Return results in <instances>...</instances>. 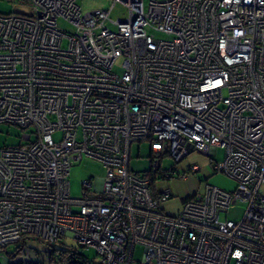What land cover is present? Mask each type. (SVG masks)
Segmentation results:
<instances>
[{"label": "built area", "instance_id": "obj_1", "mask_svg": "<svg viewBox=\"0 0 264 264\" xmlns=\"http://www.w3.org/2000/svg\"><path fill=\"white\" fill-rule=\"evenodd\" d=\"M21 2L0 13V124L32 131L0 147V264H51L42 246L66 236L98 264H264V0ZM144 141L150 175L129 167ZM191 153L236 187L204 183L167 214L163 159ZM85 158L105 177L72 197Z\"/></svg>", "mask_w": 264, "mask_h": 264}, {"label": "rangeland", "instance_id": "obj_2", "mask_svg": "<svg viewBox=\"0 0 264 264\" xmlns=\"http://www.w3.org/2000/svg\"><path fill=\"white\" fill-rule=\"evenodd\" d=\"M83 12H87L94 9H107L111 0H77ZM11 12H17L21 14H27L28 9L21 0H0V13L6 14ZM121 15V7L119 4L115 5L111 13L112 18H116ZM60 22V21H59ZM60 26L63 28H68V26L60 22ZM165 37L164 35H159ZM119 60L116 64L115 70L120 71ZM31 128L25 129L24 131L19 127L8 124H0V147L17 145L21 142V135L23 132L30 133ZM224 152L223 149L218 148L215 159L217 161L223 159ZM208 156L201 153H191L188 157L183 159L181 162L175 164L178 171L179 177H173L168 183L172 190L173 196L165 201L161 206L167 214H175L179 211L183 199L192 195V193L201 188L204 183L214 185L218 188L232 191L236 187V183L233 179L227 177L226 175L218 172L213 173L211 166L208 163ZM192 164H197L199 166V171L191 173L188 167ZM150 166L149 158V143L144 141L141 143H133L131 145L130 153V170L136 173H143L147 171ZM162 166L164 169L174 166V161L171 158L163 159ZM183 175L184 178H180ZM105 177V169L102 165L91 159H83L81 162H76L70 169L68 174V180L70 183V194L72 197H79L82 190V182L91 178L92 187L98 190L101 180ZM243 204H237L231 207L227 213H220V220L238 219L241 215ZM63 245L78 248L83 251V253L90 258L98 260V255L93 248H81L75 239L66 236L62 241ZM44 248V246H42ZM142 248L138 247L135 252V259H140L142 255Z\"/></svg>", "mask_w": 264, "mask_h": 264}, {"label": "trees", "instance_id": "obj_3", "mask_svg": "<svg viewBox=\"0 0 264 264\" xmlns=\"http://www.w3.org/2000/svg\"><path fill=\"white\" fill-rule=\"evenodd\" d=\"M149 158H151L150 154ZM172 167H175V163ZM150 168L149 166V169L141 174L150 175ZM44 249L49 253L51 264H98L94 258L87 257L82 250L65 246L62 241H59L58 245H44Z\"/></svg>", "mask_w": 264, "mask_h": 264}]
</instances>
